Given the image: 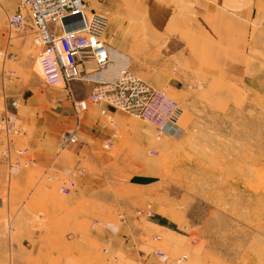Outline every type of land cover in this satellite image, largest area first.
I'll return each instance as SVG.
<instances>
[{
    "label": "crops",
    "instance_id": "1",
    "mask_svg": "<svg viewBox=\"0 0 264 264\" xmlns=\"http://www.w3.org/2000/svg\"><path fill=\"white\" fill-rule=\"evenodd\" d=\"M84 1L90 12L100 9L109 17L113 14L114 19H109L106 33L112 32L109 38L113 47L126 51L116 30L120 27L118 0ZM147 2L152 6L147 10L149 13L161 14L159 18L163 16V20L167 17L175 20L180 17L177 12L181 13L179 9L185 0ZM250 3L249 18L253 12V1ZM120 4L124 6L122 0ZM259 6L258 11H264V0ZM19 11L20 0L1 1L0 51L5 53L6 59L0 61V101L8 110L12 100L19 101L18 109H12L11 114H15L17 127L21 129L20 126L26 125L28 131L25 138L16 137L12 145L13 157L33 162L30 169L0 167V188L9 197L7 204L9 208L21 211L20 214L8 215V221L17 223V230L15 232L11 225L7 236L12 240H7L0 248V264H155L156 260L163 261L166 254L162 251L164 256H157L161 259L155 257L156 251L161 250H156L152 238L157 234L167 237L172 231L164 219L145 221L139 219L137 213L154 193L156 166L163 164L150 157L151 152L156 153L154 149L161 146L156 140L163 136L180 138L184 134L183 125L180 135L168 134L158 138L154 126L132 122L128 116L104 103L91 105L84 117L78 118L74 103L86 99L94 88L93 83L86 81L70 84L68 93L72 107L61 110L55 104V94L49 95L42 89L39 76L32 67L31 56L35 52L38 56L39 50L34 45L35 28L28 13L25 14L27 25L23 30L14 31L16 34L12 37L3 31L5 19L10 30L9 18ZM231 12L235 14L234 7ZM227 22V28L234 31L237 19L229 18ZM243 22L246 24V19ZM210 34L206 30V36ZM225 36V41H236L235 35ZM254 40L255 44L247 36L242 42L240 38L241 53L235 56L234 53L228 54L232 56L230 64L222 67L226 69L222 74L218 66V77L230 78L224 84L229 92H235L232 88L239 86L245 94L264 91L262 71L251 64L261 62L262 68L264 37ZM216 45L212 42L202 52L206 53L209 48L212 60L220 61V49L215 48ZM119 55H115L118 61L111 64L105 77H117L120 66L126 60L130 61L123 54ZM11 56L14 59H10ZM251 68L254 71L247 73ZM80 69L83 76L96 71L89 57H83ZM213 74H216L215 63ZM220 87L221 84L215 80L213 91ZM222 92L225 93L223 89ZM110 113L118 119V124ZM112 122L117 127L119 125V131L115 130L117 127ZM72 129L78 142L62 147L61 134ZM0 140H3L1 147L3 137ZM19 150L25 151L22 157L17 154ZM70 175L74 177L76 187L70 188L69 195L61 196L58 191L65 186L62 179ZM45 177L46 180L42 181ZM149 212L146 213L148 217L152 216ZM35 217L38 218L36 221L43 222L42 227H33Z\"/></svg>",
    "mask_w": 264,
    "mask_h": 264
},
{
    "label": "rangeland",
    "instance_id": "2",
    "mask_svg": "<svg viewBox=\"0 0 264 264\" xmlns=\"http://www.w3.org/2000/svg\"><path fill=\"white\" fill-rule=\"evenodd\" d=\"M252 1L251 18L250 0H185L179 9L181 13L177 12L180 17L163 20V16L159 18L161 14L148 12L152 6L147 0H122L124 6L118 0L120 27L116 30L126 51L113 47L111 31L105 35L108 44L129 58L135 74L165 89L182 104L179 125L181 129L183 125L184 134L180 138L157 136L161 146L150 157L163 164L156 166L154 193L137 213L145 221L164 219L172 231L167 237L157 234V239L152 238L156 250L166 254L163 261L156 260L155 264H264V91L245 94L239 86L232 88L235 92H229L224 84L230 78L218 77L222 70L226 71L222 67L232 57L228 54L241 53L240 38L242 42L247 36L255 44L254 39L264 37V11L257 9L262 0ZM233 7L235 14H231ZM109 18L114 19L113 14ZM229 18L237 19L234 31L227 28ZM4 30L7 36L16 34L8 30L6 19ZM206 30L210 36H206ZM226 34L235 35L236 41H225ZM212 42L220 49V61L212 60L209 48L207 54L202 52ZM4 56L0 51V61L4 62ZM31 63L42 89L57 97L55 104L61 110L72 107L68 89L45 83L36 52ZM251 64L264 77V62L262 68L261 62ZM252 69H247V73ZM215 80L221 84L216 92ZM5 110L11 114L12 106ZM117 112L132 122L152 125ZM85 114L77 117L83 118ZM110 115L118 124V119ZM20 127L24 133L21 137L25 138L27 126ZM115 130L119 131V125ZM0 167L8 165L0 162ZM62 181L75 189L72 175ZM58 193L63 196L60 189ZM7 198L6 191L0 188V248L12 240L7 236L11 225L17 230V223L8 221V215L21 212L9 208ZM149 210L153 211L150 217L146 215ZM36 219L33 227H42L43 222Z\"/></svg>",
    "mask_w": 264,
    "mask_h": 264
},
{
    "label": "built area",
    "instance_id": "3",
    "mask_svg": "<svg viewBox=\"0 0 264 264\" xmlns=\"http://www.w3.org/2000/svg\"><path fill=\"white\" fill-rule=\"evenodd\" d=\"M26 13L35 28L33 41L39 49L37 61L46 84L49 87L61 85L68 91L73 81L94 84L87 99L74 103L78 117L88 112L90 105L105 103L152 123L160 135H180L178 122L181 111L178 104L133 77L127 66L128 60L120 66L117 77H105L111 62V49L105 41L110 19L107 12L88 11L84 0H20V11L9 18L11 31H21L26 27ZM83 57L92 59L96 67L94 73L82 75L80 62ZM10 105L16 111L19 101L14 99ZM22 135L24 133L16 125L15 114L3 110L0 101V137L4 139L0 147L2 164L15 169L31 167L33 160L13 157L12 145L16 137ZM77 142L78 137L74 132L65 133L60 140L62 147ZM24 153V150L17 152L21 157ZM60 191L68 195L70 188L64 186ZM149 211V215H152L153 211ZM156 254L164 256L162 251Z\"/></svg>",
    "mask_w": 264,
    "mask_h": 264
},
{
    "label": "bare ground",
    "instance_id": "4",
    "mask_svg": "<svg viewBox=\"0 0 264 264\" xmlns=\"http://www.w3.org/2000/svg\"><path fill=\"white\" fill-rule=\"evenodd\" d=\"M110 49H111V62H110V65H109V67L111 66V64H114V63H116L117 61H118V56L120 57V55H119V53L117 52V51H115L114 49H112L111 47H110ZM39 50V49H38ZM115 55H118V56H115ZM117 59H116V58ZM128 68H129V70H130V74L133 76V77H136V78H138V79H140L142 82H144L146 85H148L151 89H153V90H155V91H159V92H162V93H164L170 100H172V101H174V102H176L177 104H178V106H179V109H180V111H181V117H180V119H179V122H178V125H179V123H180V121H181V118H182V116H183V110H182V106H181V104H180V102H178V101H176V100H174L170 95H169V93L168 92H166L165 90H161V89H157V88H155L149 81H147V80H144V79H142L141 77H139L137 74H135L132 70H131V68H130V61L128 62ZM109 67H108V70H109ZM40 69H41V66H40ZM107 70V71H108ZM41 71H42V69H41ZM107 73V72H106ZM42 76H43V74H42ZM107 79L109 78V77H106ZM109 79H111V78H109ZM45 81V80H44ZM46 83V82H45ZM61 86V85H60ZM59 87V86H58ZM93 91V90H92ZM92 91H91V93H92ZM90 93V94H91ZM89 94V95H90ZM89 97V96H88ZM87 97V98H88ZM86 98V99H87ZM85 100V99H84ZM102 104V103H101ZM105 104V103H104ZM108 105V104H107ZM4 106V105H3ZM91 106V105H90ZM110 106V105H109ZM111 107V106H110ZM5 108V107H4ZM113 108V107H112ZM115 109V108H114ZM5 110V109H4ZM117 111L119 110V109H116ZM6 111V110H5ZM120 111H122V110H120ZM124 112V111H123ZM126 113V112H125ZM128 115H130V116H132V117H134V118H136L135 116H133L132 114H130V113H127ZM137 119H139V120H141V121H146V120H143V119H140V118H137ZM146 122H148V121H146ZM113 123V125H115L114 124V122H112ZM150 123V122H149ZM152 124V123H151ZM153 125V124H152ZM155 128H156V130H157V133H158V135H159V137H160V133H159V131H158V128L155 126V125H153Z\"/></svg>",
    "mask_w": 264,
    "mask_h": 264
}]
</instances>
